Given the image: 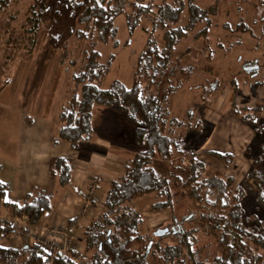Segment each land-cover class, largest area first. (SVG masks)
Here are the masks:
<instances>
[{"label": "rangeland", "instance_id": "obj_1", "mask_svg": "<svg viewBox=\"0 0 264 264\" xmlns=\"http://www.w3.org/2000/svg\"><path fill=\"white\" fill-rule=\"evenodd\" d=\"M121 2L125 7L114 20L117 27L115 42L96 39L83 23L77 21L75 9L63 5L60 0H9L7 6L0 10V164L3 167L0 174H3V177L8 178L12 170L13 152L16 153L19 149H16V145H19L17 139L20 133H27L22 129L25 128L24 121L28 117L38 121L41 120L40 116L50 115L55 125L57 122L61 123L60 112L67 106L70 95L78 93L73 76L84 67V50L91 47L98 50L102 62L110 59L112 54L108 72L94 81L96 86L105 88L113 80H119L127 87L131 84L136 57L140 49L145 47L148 36L145 27L155 12L156 5L163 0H143L142 3L148 6L150 11L140 15L135 25H130L135 10L133 0ZM196 2L213 11L210 14L211 23L206 33H197L202 26L201 23L197 24L175 47L173 55L184 52L181 62L191 63L193 72L185 78L173 75L172 78L177 79L178 87L169 96L170 115L182 119L188 109L194 112V117L202 119L203 124L193 133L187 134H194L193 140L200 136L193 141L194 145H198L197 158L205 162L207 174L231 175L234 184L238 185L251 165L249 155L243 152L248 140L251 141L247 149L250 147L252 157L264 153V110L253 116L254 124L249 126L235 121L232 111L225 107L226 100L247 105H253L256 101L264 102V6L261 4L264 0ZM181 14L183 20L185 7ZM241 21L248 30L235 29ZM225 23L229 26H225ZM162 32V28L156 30L155 36L160 38ZM251 59L258 62L253 76L245 73L242 68L243 62ZM231 77L235 79L236 87L229 83ZM214 80L216 86L206 92L202 86L210 81L214 83ZM251 82L254 84L252 88L251 84L249 85ZM91 124L93 130L90 138L82 141L83 144L86 142V148L95 153L91 162L94 163L93 167L87 168L88 173L92 175L87 178V193L94 174L100 171L112 175L116 173L117 176L125 159L136 150V123L127 119L116 106L94 104ZM241 127L244 129L241 130ZM41 130L43 133L45 127L39 128V131ZM55 138L57 143L61 141L57 135ZM206 140L208 142H205ZM106 142L121 148L105 149ZM23 146L22 141L20 150H23ZM55 148L59 154L66 157L71 155V148L66 141H61V145ZM210 149L231 153L232 161L225 162L206 154L205 151ZM28 154L27 151L25 155ZM112 157H115V160L119 158V163L116 162L117 165L113 169H107L106 162ZM156 164L161 171L170 169V165L162 161H156ZM57 187L55 181L50 182L42 193L52 196ZM96 187L93 189V195H89V203L83 202L86 195L78 200L80 203L77 213L81 218L87 217L83 218L87 223L93 216L92 211L99 209L98 204L103 196L100 191H96ZM262 193L264 194V189ZM209 198H213V194H210ZM148 201L149 197L144 196L134 201L145 216L141 229L145 235L153 229L164 228L171 217L175 219V226L182 230L194 229L198 224L197 220L190 218L181 221V216L192 212L193 217L198 209L204 208L201 202L187 200L184 196L175 199L170 210L149 209L146 207ZM81 205L86 207V214H83ZM241 205L247 213L255 214L258 218L264 215V203L258 202L253 192L248 189L241 199ZM4 220L16 222L20 228L27 226V230L21 235L12 234V231L0 233V242L4 244L21 246L44 236L43 239L60 246L67 244L72 256L86 260L83 238L80 239L76 233L70 231L61 219L50 224L43 222L41 218L34 225H30L22 217L13 216L11 210L9 212L0 207V222ZM193 233L192 237L196 239V243H193L192 248L197 251V257L210 260L215 253L210 237L200 230Z\"/></svg>", "mask_w": 264, "mask_h": 264}, {"label": "trees", "instance_id": "obj_2", "mask_svg": "<svg viewBox=\"0 0 264 264\" xmlns=\"http://www.w3.org/2000/svg\"><path fill=\"white\" fill-rule=\"evenodd\" d=\"M60 1L75 9L77 21L96 39L115 42L114 20L125 7L121 0ZM8 2L0 0V10ZM142 2L133 0L135 10L130 25H135L140 15L150 11ZM261 4L264 6V2ZM184 7L186 14L182 20ZM212 13L196 0H163L157 4L145 27L148 31L145 47L136 57L133 79L128 87L119 80H113L105 88L96 86L94 81L108 72L112 54L102 62L98 50L91 47L83 51L84 67L73 76L78 93L70 95L67 106L59 114L58 137L67 141L72 149L88 140L92 132V106L96 103L114 105L136 123V150L125 159L120 173L106 182L99 209L83 228L86 264H264V215L258 218L247 213L241 205L246 189L253 192L258 202L264 203V154L252 158L241 184L235 185L231 175L207 174L206 164L196 156L198 145L193 144L200 136L193 140L194 134L187 135L203 124L202 119L194 117V112L188 109L182 119L170 115L169 96L178 87L173 75L185 78L193 72L191 63L181 62L184 52L173 55L175 47L197 24H202L197 33H206ZM225 26L229 25L225 23ZM161 28L163 32L157 38L155 31ZM236 28L249 29L242 21ZM257 63L251 59L243 62L242 68L253 76L257 67L244 66ZM229 83L235 87L233 77ZM214 86L216 80L202 87L210 92ZM262 110L263 101L253 102L251 107H233L241 121L252 125L253 116ZM247 148L244 153L249 154ZM205 153L225 162H231L233 157L229 152L212 149ZM156 161L169 164L170 169L161 171ZM49 174L64 185L70 175L68 158L57 157ZM5 191L6 184L0 181V207L9 208L13 216L22 217L30 225L51 209L46 194L26 195L21 203H9L4 199ZM210 194L213 198H209ZM143 196L149 197L146 207L152 210H170L175 199L183 196L201 202L204 208L198 209L193 217L192 212L181 216V221L197 220L194 229L182 230L175 226V219L171 217L164 228L153 229L145 235L141 231L145 216L134 202ZM158 229L164 232L156 234ZM197 230L209 236L214 245L215 253L210 260L198 258L197 251L192 248L196 243L192 234ZM10 231L9 227L0 226V233ZM45 255L34 240L21 246H0V264H35ZM53 264H75V261L71 254L57 252Z\"/></svg>", "mask_w": 264, "mask_h": 264}, {"label": "crops", "instance_id": "obj_3", "mask_svg": "<svg viewBox=\"0 0 264 264\" xmlns=\"http://www.w3.org/2000/svg\"><path fill=\"white\" fill-rule=\"evenodd\" d=\"M249 85L250 88L254 87L253 82L249 83ZM226 105L227 107L225 108L227 109L229 108L232 111V117L235 121H239L243 124H248L246 122L241 121L235 115V113L233 112V107L237 105H245L246 107H251V105L236 104L234 103V101L228 102V100H226ZM48 116L47 115L40 116L39 119H41L42 121L41 120L34 121L29 117L24 121L26 122V126L24 129H22V131L24 130L27 133L23 135V133L21 132L19 135V139H17L19 145L18 144L16 145V149L17 148L19 149L16 151V153L13 152L14 158H12L13 164L11 166L12 170H10L9 173L10 177L9 176L8 178L3 177V174L2 175L0 174V181L6 184L4 199L9 203H21L25 200L26 195L45 194L42 193V190L47 187L48 183L55 181L58 185L57 191L55 192L54 195L52 196L49 195L51 209L43 215L42 220L43 222L46 221L52 224L56 222V220L61 219L65 222L67 228L70 231L76 233L78 237H80L81 239L82 230L84 228V225L87 223L85 222L87 217H83L86 218L83 219L81 218L80 214L78 215L77 213L78 204L80 203L78 200H80V198L85 196L87 193V186H86L88 182L87 178L89 176H92L91 173H88L87 168L93 167L92 164L94 163L91 162H93L92 158H95L94 157L95 153L93 152V150L89 149L88 147L87 148L85 147L86 142H84V144L83 142L80 143L79 146L73 149L70 147L71 155L67 157L69 162V169H70V175L68 177V181L64 185H62L59 182L58 178H56L55 176L51 177L49 172L52 163L57 157L64 156L62 154H59L55 147L61 145V141H65V140H62L58 137V127L60 123L57 122V125H55V121L53 122V119L50 118V115ZM248 125L252 126L251 123H249ZM43 126L45 127V131L42 133V130L39 131V128ZM243 129L244 127H241V130ZM56 135L61 140L58 143L56 142L57 141L55 138ZM213 136L214 133L212 132V138ZM22 141L24 142V146H23V150H20L22 148L21 147ZM250 141L248 140L247 144L243 148V152H245L244 150L248 147ZM205 142L208 141L206 140ZM109 147L121 148L119 146L107 143L105 149L106 148L108 149ZM26 150L29 153L28 155H25V153L27 152ZM22 151H26V152L22 153ZM263 154L264 153H262V155ZM248 155L251 159V164H252L253 157L250 153V150ZM114 158L115 157H112L107 160L106 162L107 169H113L114 166L117 165L116 162L119 163L118 161L119 158H117L116 160ZM13 165L16 167H13ZM2 168H3L2 164H0V172ZM115 174L112 175L99 171L98 174L93 175V178L96 181V186H98L96 187L98 188L96 189V191L97 190L100 191L101 196L103 195L106 182L110 178L114 177ZM100 188L101 190H99ZM1 208L10 212L9 208L6 207H1ZM95 212L96 211L93 210L92 215H94ZM76 213L78 216H76Z\"/></svg>", "mask_w": 264, "mask_h": 264}, {"label": "built area", "instance_id": "obj_4", "mask_svg": "<svg viewBox=\"0 0 264 264\" xmlns=\"http://www.w3.org/2000/svg\"><path fill=\"white\" fill-rule=\"evenodd\" d=\"M89 186H90V189H89L88 193L86 194V196L83 198V202L86 201L87 203H89V201L91 200V197H89V195H91V194L93 195V189L96 187V181L94 178L91 180ZM82 206L83 205H81V207ZM82 211H83V214L87 213L85 206L82 207ZM0 226L9 227V229L12 231V234L15 233V235L16 234L21 235V233H23V231L27 230V226H23L22 228H20V226L18 224H16V222H10L9 220L1 221ZM0 236H1V234H0ZM43 237L44 236H40L39 238H37V240H35V242H37L42 247V249L45 251L46 255L44 258L37 261L35 264H53V257H54V254L57 252L71 254L68 251L70 249H69V246L67 244L60 246L58 244H55L54 242H51L50 240L48 241V240L43 239ZM0 246H14V245L11 243L4 244V243L0 242ZM73 258H74L75 264H86V260H81L79 258V256L76 257L73 255Z\"/></svg>", "mask_w": 264, "mask_h": 264}, {"label": "water", "instance_id": "obj_5", "mask_svg": "<svg viewBox=\"0 0 264 264\" xmlns=\"http://www.w3.org/2000/svg\"><path fill=\"white\" fill-rule=\"evenodd\" d=\"M255 67H257V66H254V68H255ZM163 232H164V229H158L157 232H156V234H161V233H163Z\"/></svg>", "mask_w": 264, "mask_h": 264}, {"label": "flooded vegetation", "instance_id": "obj_6", "mask_svg": "<svg viewBox=\"0 0 264 264\" xmlns=\"http://www.w3.org/2000/svg\"><path fill=\"white\" fill-rule=\"evenodd\" d=\"M252 66H255V65H252V64H247V65H245L244 67H246V68L248 67V69H249V68H251V69H252ZM253 68H254V67H253ZM255 68H256V67H255Z\"/></svg>", "mask_w": 264, "mask_h": 264}]
</instances>
